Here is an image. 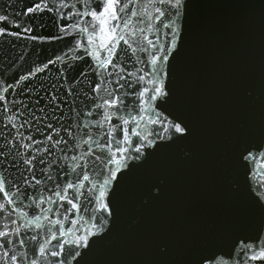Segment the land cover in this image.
<instances>
[{"label":"water","instance_id":"1","mask_svg":"<svg viewBox=\"0 0 264 264\" xmlns=\"http://www.w3.org/2000/svg\"><path fill=\"white\" fill-rule=\"evenodd\" d=\"M145 2L146 0H141V3ZM189 2L192 7L188 10L184 48L181 56L172 62V77L168 82L173 89V100L169 103L161 100L153 103L160 113L159 117H153L158 121L155 124L141 122L136 126L130 122L129 125H123L122 121H116L115 118L112 122L116 128H129V139L133 141V147L139 146V141L143 138L151 139L155 147L142 149L147 158L139 162L138 166L132 167L137 162H130L132 171L117 190L115 221H109L111 235L87 258V264H195L203 248L211 246L218 252H228L237 237L254 236L258 228L264 227V208L258 202L255 191L257 183L264 181V164H257L251 180L245 176L244 171L237 170L232 165L236 144L264 140V0ZM32 4L33 0H0V15L8 14L11 17L14 11H22ZM133 10L138 11L139 5L134 4ZM17 20L22 27L17 29L7 26V30L19 32L20 38L6 37L0 40V95H4L6 100V103L0 101V144L7 137L9 145L16 144V147L11 148V153H26L24 159H27L32 155H39L35 149H42L40 144L33 145L28 136L45 141L44 146L49 147L46 136L53 135V139H56L53 130L46 127L47 123L50 122L59 129L60 123L71 124L75 121L81 125L76 131L82 133L88 131L83 128L85 122L92 121L94 124L100 119L96 115L98 110L88 97L95 95L91 92V86L100 83L103 78L93 71L96 62L90 55L83 53L84 44L77 46L71 37L54 43L33 42L24 38L28 35L23 32V25L27 20L19 17ZM42 23L50 25L49 15H44ZM49 30L56 31L55 28H43L39 34L43 35ZM37 34L35 31L31 33ZM145 34L157 46L161 42L166 43L167 38L162 34L160 40H156L150 32ZM126 38L132 41V36ZM73 48L77 50L72 51ZM154 51L155 48L149 47V53ZM137 55L140 57L139 61L132 58L130 52L127 57H120L122 66L126 69L120 75L128 76V73H132L130 81L144 72L150 73L151 70L150 65L144 64L149 58L148 54ZM57 56L61 59L55 64L48 63L56 60ZM45 64L48 67L44 71H36ZM22 77L27 79H21ZM117 78L107 77L113 83L102 84L101 95L107 97L114 90L118 94L126 90L129 93L125 97L126 104H138L140 102L135 100L137 90H143L144 87L150 90L152 87L151 84L142 82L136 87L120 88L114 82ZM148 79L150 76L145 77L146 81ZM121 83L125 81L121 80ZM5 87L8 88L6 93L2 91ZM69 88L80 89L81 93L87 92L88 96L80 93L75 97L69 96ZM53 94L62 100H75L77 110L82 108L81 100L87 101L94 115L76 116L67 104L57 101L62 108V112L58 110L54 114L55 117H60L59 122L55 118L42 122L34 119L33 113L37 118L52 115V106L48 105V100ZM143 107L147 108L148 104H143ZM41 108L44 112L40 111ZM138 112L139 109L135 108L133 115ZM69 117L73 119L70 120ZM177 117L191 126V135L186 139L176 140L179 134L173 132V139L165 140L163 137L167 133L163 132V128L171 130V124L179 122ZM9 118H12L11 122ZM25 120L31 123V128L24 124ZM13 123L17 128L11 127ZM21 124L24 126L20 127ZM38 128L43 130V134L37 131ZM133 128L141 133V137L133 134ZM92 131L97 133L100 130L93 128ZM61 135L67 139L63 130ZM119 137L122 141L123 133H119ZM94 138L100 140V145H104L108 139L99 135ZM24 144H28L29 148L25 149ZM100 145L93 144V156L87 158V164L96 167L97 171L103 167L100 161L95 160V155L103 156L99 151ZM121 146L127 147L123 143ZM109 147H113L115 151L113 145ZM59 148H65V145L61 144ZM86 149V145L75 153L54 149L52 155L45 153L44 156L46 160L59 161L63 165L62 156H80ZM4 156L11 160L8 151L4 152ZM116 159H120V156L117 155ZM3 160L4 157L0 156V163ZM15 163L19 165L18 168L10 167L4 173L9 180H18L20 172L27 167L19 157ZM70 163L85 164V158L81 157ZM109 167L114 169L115 164ZM40 168H45L46 171L49 169L46 164L38 165L36 169L37 179L47 184L48 189L55 182L63 185L65 180L71 178L53 165L50 169L53 180L49 181L39 171ZM0 172H3V167H0ZM28 178L31 180L30 175ZM94 178L99 179L98 176ZM40 187L37 185V188ZM42 190L45 196L58 199L51 191ZM29 192L35 195V190L29 189ZM68 196L71 198L72 193L69 192ZM31 203L30 200H24V204L13 213L12 218L23 226L25 218L21 215L22 212H28L30 217L39 214L42 227L37 233L33 225L32 231L23 234L25 249H20L18 244L16 248L18 253L25 251L29 259L43 260V264H56V258H41L38 254L33 256L45 240L49 241L47 246L50 249L57 248V241L51 240L55 231L51 228V223L60 219L65 229L74 231L79 226L82 231L95 222L89 220L90 210L95 204L88 200L87 192L79 200H74L81 208L79 213L66 201L61 202L62 206L45 203L38 209L34 206L27 207ZM49 208L61 213L60 217L49 214L51 223L44 219L45 210ZM65 209L69 211L65 212ZM65 215L67 220L63 219ZM71 221H75V224H71ZM3 223L4 220L0 217V224ZM32 235L39 236L36 243L29 241ZM56 235L60 243H63V239H72L71 235L63 238H60L58 232ZM163 249L166 251H162ZM64 254L67 255V246ZM221 258L227 260L226 256ZM77 259L68 256L66 264H77ZM236 259L234 254L233 261ZM233 261H229V264H233Z\"/></svg>","mask_w":264,"mask_h":264},{"label":"snow or ice","instance_id":"2","mask_svg":"<svg viewBox=\"0 0 264 264\" xmlns=\"http://www.w3.org/2000/svg\"><path fill=\"white\" fill-rule=\"evenodd\" d=\"M134 4L139 5L138 11L133 10ZM191 7L189 0H146L145 3H141V0H75V2L73 0H33L32 5L27 6L22 11H14L11 17L8 14L0 15V25H3L0 26V40L6 37L20 38L19 32L7 30V26L17 29L22 27V24L17 20L19 17L21 20H27V23L23 25V32L28 34L24 36L25 39H30L36 43H54L71 37L72 42L77 46L84 44L83 53L90 55L96 62L93 71L97 76L103 78L100 83L91 86V92L95 95L89 96L88 99L98 110L96 115L100 119L96 120L94 124L92 121L85 122L83 128L88 129V131L82 133L76 131L81 128V125L75 121L71 124L60 123L59 129H56L49 122L46 127L53 130L56 139H53V135L46 136L45 140L50 145L49 147L44 146L45 141L28 136L33 145L40 144L42 149H35L39 155H32L27 159H24L26 153L19 151L11 153V148L16 147V144L9 145L7 137H4L3 144H0V156L4 157L3 163H0V167H3V172H0V200L3 201L0 203V217L4 220V223L0 224V264H25V261H27V264H43V260L29 259L25 251L17 252V244L20 249L26 247L23 234L32 231L33 225L37 233L42 227L41 215L39 214H33L30 217L28 212H22L21 215L25 218L23 226L19 225L18 220L12 218L13 213L21 208L26 199L32 202L27 207L32 208L34 206L37 209L45 203L62 206L61 202L66 201L72 209L76 210V213H79L81 208L77 203H74V200H79L84 192H87L88 200L95 204V207L90 210L91 214L89 216V220L95 222L91 223L90 228H84L82 231L79 226L74 231L65 229L60 219H57L55 223H51V215L49 214L60 217L61 213L54 211L53 208L46 209L44 219L49 220L51 228L55 229L51 240L57 241V248L50 249L47 246L49 241L45 240L39 246L38 251L33 253L34 257L37 254L41 258L50 256L56 258V264H66L68 256H71L73 259L78 258L77 264H87V258L94 253L98 245L111 235L109 221L113 223L115 221L117 190L132 171V168L129 167L130 162L136 161L137 164L132 165V167L138 166L139 162L147 158L142 149L144 147H155L153 141L146 138L139 141V146L133 147V141L129 139V128H116L112 122L114 118L116 121H122L123 125H129L130 122L136 126L141 122H151L153 124L158 122L153 117H159L160 113L156 111L153 103L157 100L165 103L173 100V89L168 82L172 77V62L181 56L184 48V32L188 10ZM149 9H151V12H149ZM44 15H49L50 25L42 23ZM43 28H55L56 31L49 30L47 33L40 35L39 32ZM33 31L38 34L31 35ZM149 32L155 36L156 40H160L162 34L167 38L166 43L161 42L157 46L156 42L145 34ZM128 36H132L131 42L126 38ZM4 42L7 41L4 40ZM121 42H123V47H121ZM149 47L155 48V51L149 53ZM76 50L77 48L72 49V51ZM129 52L131 57L137 59V61L140 60L138 53L148 54L149 58L144 61V64L146 66L150 65V73L144 72L143 75H137L134 81L129 80L133 75L132 73H128V76L120 75L126 71L122 66L120 57H127ZM72 58L76 59L77 57ZM59 59L61 57L57 56L56 60H50L48 63L55 64ZM114 61L116 62L114 63ZM47 67L48 64H45L43 67L37 68L36 71L42 72ZM140 71H143V69H140ZM109 76L118 77L114 82L120 88L136 87L142 82L151 84L152 87L150 90L147 87H144L143 90H137L135 100L140 103L130 102L126 104L125 97L129 95L126 90L119 94L114 90L107 97L101 95L102 84L113 83L112 80H107ZM146 76H150L147 81L145 80ZM21 79L26 80L27 77ZM121 80L125 83L122 84ZM2 91L8 92V88L5 87ZM67 91L69 96L73 97L77 93L88 96L87 92L81 93L80 89L73 90L69 88ZM0 101L6 103L4 95H0ZM57 101L67 104L76 113V116L91 117L94 115L87 101L81 100L80 105L82 108L77 110V106H74L75 100H62L61 97L53 94L48 100V105L52 106V115L37 118L33 113V118L39 119L41 122L55 118L59 122L60 117L54 115L58 110L62 112L61 103H57ZM143 104H148V107H143ZM135 108L139 109L137 115H133ZM83 109H87V111ZM40 111L44 112V109L41 108ZM146 113L151 115L146 116ZM11 119L9 118L10 122ZM69 119L72 120L73 118L69 117ZM176 119L179 122L172 123L171 130L167 127L163 128V132L167 133L163 137L165 140H172L173 132L179 134L176 140L186 139L187 136L191 135V126L184 119L179 117ZM24 124H28L31 128V123L28 120H25ZM24 124H21L20 127H23ZM11 127L17 128V125L13 123ZM93 128L100 131L94 133ZM61 130L66 132L67 139L61 135ZM37 131L43 134V130L38 128ZM132 132L136 137H141V133L135 131L134 128ZM119 133H123L122 141ZM97 135L101 138H108L105 140L104 145H100V140L94 138ZM70 141L71 143H69ZM122 143L127 147H122ZM61 144L65 145V148H59ZM93 144L100 145L99 151L103 153V156L95 155V160L103 164L99 171L96 167L87 164V158L93 156L94 153V150H92ZM85 145L87 149L80 156L75 154L62 156L63 165L59 161L46 160L44 156L45 153L52 155L54 149L61 152L75 153ZM109 145H113L115 151ZM23 147L28 149L29 145L24 144ZM5 151L9 152L11 160L8 156H4ZM134 153L139 155H134ZM117 155L120 156V159H116ZM17 157L23 160L24 165L27 167L20 172L18 180H9L4 173L10 167H19L15 163ZM81 157L85 158V164L70 163L80 160ZM258 163L264 164V140L240 142L234 146L232 165L235 169L244 171L249 180L255 174ZM4 164H7V167H4ZM45 164L49 171H46L45 168H40L39 171L46 175L47 180H53L50 172L53 165L61 169L65 176L71 178L65 180L63 185L55 182L53 187L48 189L47 184L37 179L36 176L38 165ZM111 164H115L114 169L109 167ZM105 169H107L106 172ZM122 171L123 174L121 175ZM25 173H28V175H25ZM29 175L31 180L28 178ZM96 176L99 177L98 180L94 178ZM37 185L41 187L37 188ZM29 189L35 190V195L31 194ZM42 189L51 191L58 199L45 196ZM255 191L258 202L264 208V181L257 183ZM69 192L72 193L71 198L68 196ZM68 211V209H65V212ZM85 211H88V209L85 208ZM63 219L67 220L68 217L65 215ZM70 223L75 224V221ZM57 232L60 233V238L71 235L72 239H63V243H60L56 235ZM38 239V235H32L29 241L36 243ZM65 246H67V255L64 254ZM162 251H166V249ZM234 254L237 257L235 261H233ZM223 256H226L227 260L222 259ZM229 261H233V264H264V227L258 228L254 236L237 237L233 242L232 249L228 252H218L211 246L203 248L199 252L195 264H229Z\"/></svg>","mask_w":264,"mask_h":264}]
</instances>
